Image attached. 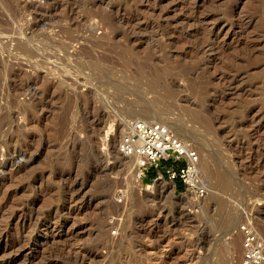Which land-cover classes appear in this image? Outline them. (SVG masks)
<instances>
[{
  "label": "rangeland",
  "instance_id": "rangeland-1",
  "mask_svg": "<svg viewBox=\"0 0 264 264\" xmlns=\"http://www.w3.org/2000/svg\"><path fill=\"white\" fill-rule=\"evenodd\" d=\"M132 119L199 151L206 197L120 163ZM3 159L0 264H241L246 213L264 234V0H0Z\"/></svg>",
  "mask_w": 264,
  "mask_h": 264
},
{
  "label": "built area",
  "instance_id": "built-area-1",
  "mask_svg": "<svg viewBox=\"0 0 264 264\" xmlns=\"http://www.w3.org/2000/svg\"><path fill=\"white\" fill-rule=\"evenodd\" d=\"M128 131L121 137L118 152L126 157H140V177L147 176L152 169L157 171L155 179L167 177L176 183L181 179L195 198L203 199L209 187L200 168V153L189 142L181 139L166 123L145 119H132L127 123ZM110 134L103 138V149H107ZM125 192L117 194V201L123 202ZM113 229V233H116ZM242 236L241 264L264 263V234L251 215L245 214L239 225Z\"/></svg>",
  "mask_w": 264,
  "mask_h": 264
},
{
  "label": "bare ground",
  "instance_id": "bare-ground-1",
  "mask_svg": "<svg viewBox=\"0 0 264 264\" xmlns=\"http://www.w3.org/2000/svg\"><path fill=\"white\" fill-rule=\"evenodd\" d=\"M141 67V66H140ZM143 68V67H142ZM141 69V68H140ZM143 71V69H141V72ZM144 72V71H143ZM142 76V75H141ZM161 81L160 80H158L157 78H152V79H150L149 81H148V83H147V85H148V88H147V90L149 91V92H151V93H153V98H154V100H159V96H160V94H159V90H162V89H164V90H166L167 92L166 93H171V91H172V89L171 88H169L168 86H164V85H162V83H160ZM146 85V86H147ZM163 86H164V88H163ZM163 90V91H164ZM162 94V93H161ZM144 101V100H143ZM136 102V101H135ZM137 104H140V105H138L139 107H140V109H142V110H144L145 112H147V113H150V112H152V109H149V108H147L146 106H147V104H148V102H147V104L145 105V103L143 104V105H141V103H137ZM149 105V104H148ZM150 105H152V104H150ZM172 128V127H171ZM173 129V128H172ZM176 132V131H175ZM187 133V132H186ZM110 133L107 131L106 132V136L107 135H109ZM177 134V133H176ZM178 135V134H177ZM183 135V134H182ZM179 136V135H178ZM180 137V136H179ZM181 138V137H180ZM182 139V138H181ZM183 140H185V139H183ZM8 152V151H7ZM4 154V153H3ZM9 154V153H8ZM15 153H13L12 155H14ZM120 154V153H119ZM121 155V154H120ZM5 156V155H4ZM15 156H16V154H15ZM11 157V156H10ZM28 157V156H27ZM14 158V157H13ZM138 160H139V163H138V166H137V170H136V172H138L139 173V175H140V161H141V158L140 157H136ZM11 159V158H10ZM15 159V158H14ZM29 159V158H28ZM125 159H126V156H125V158L124 157H122V158H120V163L121 164H124V163H126L125 162ZM28 161V160H27ZM118 161V162H119ZM7 162H8V159H6V160H2L1 162H0V165L2 166L3 164H7ZM22 163V162H21ZM31 164V163H30ZM21 165V164H20ZM23 165V164H22ZM18 165H16V167H17ZM25 166V165H24ZM27 166V165H26ZM124 166V165H123ZM8 167V166H7ZM19 168V167H18ZM2 170V169H1ZM4 170V169H3ZM14 170H15V168H14ZM4 172V171H3ZM11 172V171H10ZM14 172H16V171H14ZM6 174V173H5ZM7 174H9V173H7ZM2 175V174H1ZM5 176V175H4ZM9 176V175H8ZM13 177V176H12ZM3 178V177H2ZM4 181V180H3ZM2 181H0V189H1V187H3L2 186ZM6 201V200H5ZM4 201V202H5ZM3 202V201H2ZM3 204V203H2ZM4 205V204H3ZM0 207H1V205H0ZM1 209V208H0ZM40 215V214H39ZM231 233V232H230ZM229 233V234H230ZM33 234H35V233H33ZM22 239V238H21ZM26 243V242H25ZM15 244V243H14ZM13 245V244H12ZM234 245H236V241L234 242ZM233 246V243H232V245H231V247ZM4 249H6L7 250V247L6 248H4ZM68 249V248H67ZM70 249V248H69ZM84 249V248H83ZM83 253V252H82ZM5 254V253H4ZM7 254V253H6ZM88 256V255H87ZM71 257V256H70ZM83 257V256H82ZM82 257H81V259H82ZM16 260H17V258L15 257V256H13L12 258H11V256H10V259H8V261H7V264H15V262H16ZM57 260V259H56ZM84 261H85V259H84ZM3 262V261H2ZM56 263V262H55ZM54 264V263H53Z\"/></svg>",
  "mask_w": 264,
  "mask_h": 264
},
{
  "label": "trees",
  "instance_id": "trees-1",
  "mask_svg": "<svg viewBox=\"0 0 264 264\" xmlns=\"http://www.w3.org/2000/svg\"><path fill=\"white\" fill-rule=\"evenodd\" d=\"M181 187H182V185H181Z\"/></svg>",
  "mask_w": 264,
  "mask_h": 264
}]
</instances>
